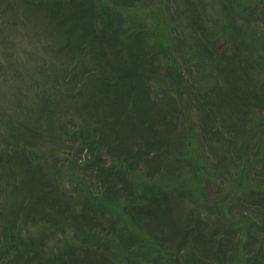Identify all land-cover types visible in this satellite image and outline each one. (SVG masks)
I'll return each mask as SVG.
<instances>
[{
	"label": "trees",
	"instance_id": "trees-1",
	"mask_svg": "<svg viewBox=\"0 0 264 264\" xmlns=\"http://www.w3.org/2000/svg\"><path fill=\"white\" fill-rule=\"evenodd\" d=\"M140 1L0 0V19L25 16L42 47L11 110H0V264L253 263L239 251L253 236L247 222L220 239L193 234L204 255H181L164 240L167 200L207 170L180 132L192 134L183 123L190 95L214 90L219 106L239 100L264 120L261 9L251 0H181L186 25L177 35L142 22L133 10ZM199 74L209 83L194 87ZM185 165L194 176L183 177Z\"/></svg>",
	"mask_w": 264,
	"mask_h": 264
},
{
	"label": "rangeland",
	"instance_id": "rangeland-1",
	"mask_svg": "<svg viewBox=\"0 0 264 264\" xmlns=\"http://www.w3.org/2000/svg\"><path fill=\"white\" fill-rule=\"evenodd\" d=\"M251 1L256 9H261L259 15L263 18L264 0ZM180 4L181 0H142L135 2L133 10L142 22L167 25L171 28V34L175 32L179 35L181 24L186 25V20L177 17V5ZM21 18L22 22L18 23H8L6 18L0 19V110H11L17 88L30 81L31 76L25 72L26 68L38 63L42 51L38 41L40 35L35 37L34 28L30 24L24 25L25 16ZM262 23L264 25V20ZM4 37L9 38L10 44L5 42ZM222 43L221 39L216 41L220 47ZM12 51L14 61L8 58V52ZM178 52L185 55L188 50L183 47ZM38 73L39 77H43L41 71ZM197 80L201 83H195L194 87L209 83L200 74ZM248 84L251 86L253 83ZM161 88L160 82L154 86L153 91L159 93ZM213 91H201V97L197 93L190 95L188 104L194 106V109H191L190 121L187 119L183 123H192V134H188L187 127L185 131L180 129V132L183 141L189 140L192 143L197 159H204L207 170L200 173V181L190 185L188 192L182 195L177 193L167 200V207L171 208L173 214L167 226L171 237H165L164 243L175 242L181 255L193 248L198 255H204L197 247L203 240L197 236L192 237L193 234H211L214 231L213 237L220 239L230 235L232 225L239 221L242 225L247 222L253 236L245 239L246 246L239 248V251L245 259L254 258L252 264H264V241L261 239L264 236V147L261 148L260 137L263 128H259V123L264 125L262 113L255 107L248 106L245 109V104L239 100L227 101L219 106L217 93ZM187 153L176 152L180 154L179 160L186 157L184 154ZM187 165L183 177L194 176ZM171 229L176 231L172 232ZM233 229L236 232L233 236L235 243L241 229L237 226H233Z\"/></svg>",
	"mask_w": 264,
	"mask_h": 264
}]
</instances>
